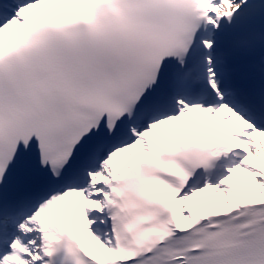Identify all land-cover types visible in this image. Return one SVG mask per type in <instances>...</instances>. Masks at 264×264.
Instances as JSON below:
<instances>
[{
    "label": "snow or ice",
    "instance_id": "snow-or-ice-1",
    "mask_svg": "<svg viewBox=\"0 0 264 264\" xmlns=\"http://www.w3.org/2000/svg\"><path fill=\"white\" fill-rule=\"evenodd\" d=\"M0 264H264V0H0Z\"/></svg>",
    "mask_w": 264,
    "mask_h": 264
}]
</instances>
